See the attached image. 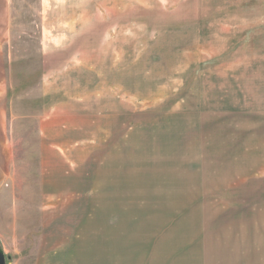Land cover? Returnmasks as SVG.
<instances>
[{
  "label": "rangeland",
  "instance_id": "rangeland-1",
  "mask_svg": "<svg viewBox=\"0 0 264 264\" xmlns=\"http://www.w3.org/2000/svg\"><path fill=\"white\" fill-rule=\"evenodd\" d=\"M6 264H264V0H11Z\"/></svg>",
  "mask_w": 264,
  "mask_h": 264
},
{
  "label": "crops",
  "instance_id": "crops-1",
  "mask_svg": "<svg viewBox=\"0 0 264 264\" xmlns=\"http://www.w3.org/2000/svg\"><path fill=\"white\" fill-rule=\"evenodd\" d=\"M11 0H0V192L11 177L12 154L8 147L9 137V68L12 54L11 44ZM5 255V254H4Z\"/></svg>",
  "mask_w": 264,
  "mask_h": 264
},
{
  "label": "water",
  "instance_id": "water-1",
  "mask_svg": "<svg viewBox=\"0 0 264 264\" xmlns=\"http://www.w3.org/2000/svg\"><path fill=\"white\" fill-rule=\"evenodd\" d=\"M0 264H6V257L3 252L0 251Z\"/></svg>",
  "mask_w": 264,
  "mask_h": 264
}]
</instances>
